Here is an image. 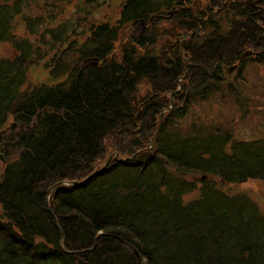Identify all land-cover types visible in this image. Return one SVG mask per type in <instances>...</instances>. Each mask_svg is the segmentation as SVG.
Listing matches in <instances>:
<instances>
[{
  "label": "trees",
  "instance_id": "obj_1",
  "mask_svg": "<svg viewBox=\"0 0 264 264\" xmlns=\"http://www.w3.org/2000/svg\"><path fill=\"white\" fill-rule=\"evenodd\" d=\"M42 1L52 12L72 0H0V43L17 53L0 59V132L11 116L35 124L0 173V264H264V213L246 193L221 187L264 182V138L238 140L197 119L184 125L193 105L217 93L224 68H239L240 79L264 64V0H204L203 8L202 0H125L114 25L89 28L24 17L57 58L73 47L81 67L23 94L39 50L12 35L14 21ZM163 13L170 59L143 36L120 55L124 29ZM58 60L54 76L69 68ZM171 95L181 108L159 104ZM107 143L120 158L97 166Z\"/></svg>",
  "mask_w": 264,
  "mask_h": 264
},
{
  "label": "rangeland",
  "instance_id": "obj_2",
  "mask_svg": "<svg viewBox=\"0 0 264 264\" xmlns=\"http://www.w3.org/2000/svg\"><path fill=\"white\" fill-rule=\"evenodd\" d=\"M124 1L125 0H96V3L95 1L89 3L88 0H72L68 4L62 3L61 6L55 5L57 8H54L52 12L46 9V6L43 5V1L42 3L31 4V6L25 8L23 15L17 16L14 21L12 35L20 41L25 39L30 41L39 51H37L38 54L36 53V55L33 56V62L31 61L27 67L28 80L27 84L22 89L23 94L30 93L34 88L43 84L49 86L60 83V81L67 79V72L81 67V64L75 65L77 63V55H75L73 47L68 48L69 45L66 44V49L62 50V52L64 51L63 53L61 52V58L60 56V59L57 58V51L55 49L52 50L49 44L43 43L40 36H33L30 34L27 24L23 21L24 17H30L35 20L42 16L44 19L47 18L48 21L51 20V25L53 27L58 24V21L69 19L75 23L78 22L85 25L86 28L102 23L114 25L119 18ZM204 2L205 1L202 0L196 5L203 8L205 6ZM167 13H163L160 19L152 17L149 22H147L146 26L144 22H136V24L130 25L128 29H124L121 32V38L117 44L120 55H122L120 49L123 47V43L125 44L128 39L130 40L134 36H143L144 38L147 37L156 40L155 49L163 53L165 60L170 59V51H168L169 49L166 46V43L170 39H167L166 34L170 30L172 23L171 21L168 22L169 20L167 19L170 17ZM195 13L196 16H198L197 19H200V13H198V11H195ZM201 15H203V12ZM49 26L50 25H48V27ZM45 29L46 27H42L38 31L39 34ZM160 29L163 31H160ZM159 33H162L159 37L154 35ZM87 36H89V34L81 37V39L84 40ZM73 39L75 38L69 37L67 43ZM47 40L48 38H45V41ZM187 40L186 36L180 37L179 40L176 39V51L182 54L184 51L183 47ZM15 56H17V53L13 46H11V43H0V59L6 58L12 60ZM54 59H59L57 62L62 65L67 64L69 68L61 70V73L57 76L52 75L50 67ZM245 70V73L242 72L243 80V78L239 79V68H224L225 77H223L222 86L219 84L217 93L215 92V95L208 99L206 103L193 105L192 109L187 114L184 125L189 124L190 121H196L197 119L198 121L206 123L210 128H215V130L230 132L234 138L238 140L264 138V64L259 65L257 63H251ZM229 83L231 84L229 85ZM147 91L148 86L145 83H141L136 94L139 103L146 100ZM178 95L183 96V92ZM152 99L153 96H151L149 102H151ZM181 102L182 101L176 99L175 95H171L167 101H165L162 96L159 98V104L165 103L168 105L170 103L172 110L173 108H179ZM163 112L161 116L165 115L167 110ZM167 116L168 115L164 117L167 118ZM162 118L160 117L161 121ZM1 132L0 173L3 172L2 169L8 162L17 159L19 154L18 138L20 135L29 136L34 134L35 124L34 122L24 124L21 120H14L11 116ZM106 148L107 155L105 154L106 157L101 162H97V166H105L109 160H119L120 154H116V152L111 149L109 143H107ZM66 184L67 183H65V185ZM221 187L230 194L237 192L246 193L255 204H258L259 209L264 213V182L248 180L244 182V184L225 183L222 184ZM198 196V193L194 192L188 194L185 199L189 201V199H194Z\"/></svg>",
  "mask_w": 264,
  "mask_h": 264
},
{
  "label": "water",
  "instance_id": "obj_3",
  "mask_svg": "<svg viewBox=\"0 0 264 264\" xmlns=\"http://www.w3.org/2000/svg\"><path fill=\"white\" fill-rule=\"evenodd\" d=\"M81 74H82V70L79 71V75H78L79 78H80ZM1 133H2V132H0V134H1ZM202 179L204 180L205 177L203 176Z\"/></svg>",
  "mask_w": 264,
  "mask_h": 264
},
{
  "label": "bare ground",
  "instance_id": "obj_4",
  "mask_svg": "<svg viewBox=\"0 0 264 264\" xmlns=\"http://www.w3.org/2000/svg\"><path fill=\"white\" fill-rule=\"evenodd\" d=\"M202 177H203V176H201V177H200V178H201V180H203V179H202ZM204 177H205V176H204Z\"/></svg>",
  "mask_w": 264,
  "mask_h": 264
}]
</instances>
